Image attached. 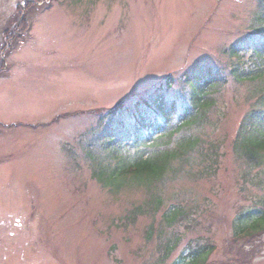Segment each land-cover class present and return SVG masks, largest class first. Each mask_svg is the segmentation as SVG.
<instances>
[{
  "label": "rangeland",
  "instance_id": "1",
  "mask_svg": "<svg viewBox=\"0 0 264 264\" xmlns=\"http://www.w3.org/2000/svg\"><path fill=\"white\" fill-rule=\"evenodd\" d=\"M254 27L264 30V0H0V264H173L190 244L216 247L207 264H264V230L235 233L239 217L264 204V164L234 146L260 83L231 72L261 63L230 49ZM194 66L227 84L211 93L207 120L174 140L214 144L206 157L219 163H204L201 177L187 178L186 167L164 179L156 192L190 215L168 225L161 210L133 214L151 199L144 189L111 191L96 174L116 165L107 134L137 123L115 116L138 85L159 84L181 112Z\"/></svg>",
  "mask_w": 264,
  "mask_h": 264
},
{
  "label": "trees",
  "instance_id": "2",
  "mask_svg": "<svg viewBox=\"0 0 264 264\" xmlns=\"http://www.w3.org/2000/svg\"><path fill=\"white\" fill-rule=\"evenodd\" d=\"M256 29L253 31V33L257 32L255 42L245 43L244 46H234L230 51L232 56H239L236 50L244 53L251 52L252 57L257 58L261 63L258 64L259 67L256 66L247 71L237 64L231 72L232 79L238 83H260L258 90L255 91L253 105L240 122L234 146L237 154L261 165L264 164V41H261L259 37L264 36V30ZM4 66L5 61L0 69ZM200 69L198 74L191 72L186 77L192 96L189 107L179 112L174 103L167 102V97L159 94L158 102L148 106L151 113L147 110L138 115L137 123L132 130L123 131V128L118 126L106 136L109 143L107 151L109 150V153L113 151L112 157L116 165L98 169L97 180H100L106 188H111V191H120L123 186L130 185L139 190L144 189L150 194L149 203L134 208V215L147 214L154 218L155 214L161 210L164 213L163 221L168 225L185 222L190 216L189 212L178 203L166 205L156 190L164 188V179L184 172L186 167L190 168L187 171L190 177L187 178H196L201 177L198 175L205 174L204 163L209 168L219 163L217 155V157L212 155L206 157L209 150L216 151L214 144L207 143L205 140L206 143H204L199 137L190 135H183L179 141L174 140L176 135L180 136L187 128L190 129L207 120L208 110L213 108L214 104L211 93L217 86L221 88L227 84L226 76L214 71L211 67L205 66ZM170 82H167L168 85ZM170 88L171 86H168L167 90ZM124 143H128L127 146L133 150V153L127 152L125 156L120 153ZM205 144H207L206 149L203 148ZM196 153L199 154V158H193L192 161L197 164L198 169L192 172L191 158ZM262 201L264 202V198ZM249 211L239 217L235 232L238 237H252L254 233L264 230V204L256 205ZM133 216L131 218H134ZM259 221L263 223L258 224ZM250 224L252 227H249ZM172 244L174 243L168 240L166 244L161 245L166 260L175 249ZM214 249L215 247L210 248L200 244L195 247L190 244L188 253L180 255L173 264H207Z\"/></svg>",
  "mask_w": 264,
  "mask_h": 264
},
{
  "label": "snow or ice",
  "instance_id": "3",
  "mask_svg": "<svg viewBox=\"0 0 264 264\" xmlns=\"http://www.w3.org/2000/svg\"><path fill=\"white\" fill-rule=\"evenodd\" d=\"M257 37L251 36L246 37L241 43H252L255 42ZM261 41H264V36L259 37ZM193 74H198L201 69L199 66H194L191 70ZM139 91L134 96L128 99V104L126 108L122 109L115 116V121L117 125L120 124L121 121L135 118L138 115L142 114L149 105L158 102L159 99V89L160 85L151 81H143L140 85H138Z\"/></svg>",
  "mask_w": 264,
  "mask_h": 264
}]
</instances>
